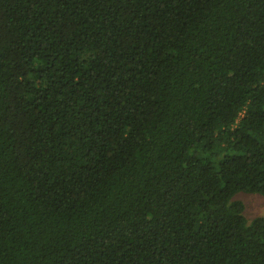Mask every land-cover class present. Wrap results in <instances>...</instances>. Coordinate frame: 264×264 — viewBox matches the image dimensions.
I'll use <instances>...</instances> for the list:
<instances>
[{"label":"trees","instance_id":"16d2710c","mask_svg":"<svg viewBox=\"0 0 264 264\" xmlns=\"http://www.w3.org/2000/svg\"><path fill=\"white\" fill-rule=\"evenodd\" d=\"M264 0H0V264H264Z\"/></svg>","mask_w":264,"mask_h":264},{"label":"rangeland","instance_id":"374dc122","mask_svg":"<svg viewBox=\"0 0 264 264\" xmlns=\"http://www.w3.org/2000/svg\"><path fill=\"white\" fill-rule=\"evenodd\" d=\"M234 198L243 203V214L247 220H251L256 216L264 217V199L259 194L239 192Z\"/></svg>","mask_w":264,"mask_h":264}]
</instances>
